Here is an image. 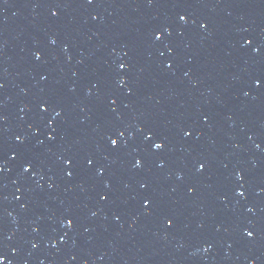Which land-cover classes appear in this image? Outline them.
<instances>
[{
  "label": "water",
  "instance_id": "1",
  "mask_svg": "<svg viewBox=\"0 0 264 264\" xmlns=\"http://www.w3.org/2000/svg\"><path fill=\"white\" fill-rule=\"evenodd\" d=\"M0 264H264V0H0Z\"/></svg>",
  "mask_w": 264,
  "mask_h": 264
},
{
  "label": "snow or ice",
  "instance_id": "2",
  "mask_svg": "<svg viewBox=\"0 0 264 264\" xmlns=\"http://www.w3.org/2000/svg\"><path fill=\"white\" fill-rule=\"evenodd\" d=\"M88 2H91V0H88ZM180 19L183 21V20L185 19V17H184L183 15H181V16H180ZM201 27H203V25H201ZM157 39H159V35H157ZM246 42H247V41H246ZM120 67H121V68H123V67H124V65H123V64H121V65H120ZM185 135H187V133H185ZM111 143H112V145H116L117 141H116V140H112V141H111ZM153 147H154V148H156V149H159V148H161V147H162V144H161V143H154ZM136 163H137V166H139L140 162H139V161H137ZM201 167H203V166H201ZM24 170H25V171H27V170H28V168H27V167H25V169H24ZM102 198H103V197H102ZM145 203H148V202H147V201H145ZM168 223H169V224H171V220H169V221H168ZM248 235H249V236H251V235H252V233H251V232H249V233H248Z\"/></svg>",
  "mask_w": 264,
  "mask_h": 264
}]
</instances>
